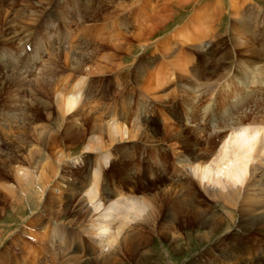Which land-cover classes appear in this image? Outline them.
<instances>
[{
    "label": "rangeland",
    "instance_id": "obj_1",
    "mask_svg": "<svg viewBox=\"0 0 264 264\" xmlns=\"http://www.w3.org/2000/svg\"><path fill=\"white\" fill-rule=\"evenodd\" d=\"M263 105L264 0H0V264L75 249L76 264H264L244 188L226 204L192 170L238 126L261 137ZM84 182L79 215L67 190ZM121 200L142 212H122L101 246L93 225Z\"/></svg>",
    "mask_w": 264,
    "mask_h": 264
},
{
    "label": "bare ground",
    "instance_id": "obj_2",
    "mask_svg": "<svg viewBox=\"0 0 264 264\" xmlns=\"http://www.w3.org/2000/svg\"><path fill=\"white\" fill-rule=\"evenodd\" d=\"M23 17V16H21ZM211 17V16H210ZM186 38V37H185ZM7 41V40H6ZM47 41V40H46ZM76 64V63H75ZM142 76V75H141ZM159 80V79H158ZM157 82V81H156ZM20 83V82H19ZM79 83V82H78ZM80 85V84H79ZM252 85V84H251ZM250 86V85H249ZM247 87V86H246ZM81 88V87H80ZM12 89V88H11ZM75 89V88H74ZM77 89V88H76ZM81 90V89H80ZM78 92V90H77ZM75 93V94H71L67 100H65L64 104H65V108L68 112H70L69 114L75 113L79 107V93ZM82 92V91H81ZM156 98V97H155ZM161 100V99H160ZM235 103V102H234ZM264 106V105H263ZM64 108V109H65ZM229 108V107H228ZM79 111V110H78ZM77 113V112H76ZM246 113V112H244ZM250 115V114H249ZM117 116V115H116ZM254 119V118H253ZM262 123L264 124V119L260 118ZM11 120V119H10ZM236 120V119H235ZM239 120V119H238ZM257 120V119H256ZM234 121V120H233ZM240 122V120H239ZM241 123V122H240ZM254 123V122H253ZM243 123H241L242 125ZM119 125V124H118ZM195 125V124H194ZM232 125V124H231ZM116 126V125H114ZM233 126V125H232ZM231 126V127H232ZM118 127V126H117ZM228 127V126H227ZM234 127V126H233ZM247 127V126H246ZM245 125L244 127L238 126L236 128H234L235 130L230 133L229 135L225 136V138L223 139V143H224V147H222L219 155L215 158V159H211L212 161L208 164V165H204V170L203 167L201 168V166H197L195 167V169H192L193 171H196L198 169L200 170V174L196 175L197 179L199 180V182L201 184L204 185V188L209 187L210 190H218V188H220V190L222 191H229L228 195L227 193H219L216 196L218 198H220L221 200H224V202L226 204H231V202H235V198L238 197L239 199V194H240V188H244V198H243V207L246 208L247 213L250 215H252L254 213H262L263 215V219H264V125H261V134L262 136L258 138L257 136V132L256 131H251L248 130L249 128H246ZM253 127V126H252ZM116 128V127H113ZM123 128V127H122ZM255 128V127H254ZM117 130L114 132L110 131L111 136L114 138L115 135H118L119 137H122V140H124L125 138L128 137V139H131L134 137L133 136H129L128 135V131L126 133V131L124 132L122 129L116 128ZM256 130H258V128H256ZM259 132V131H258ZM259 134V133H258ZM120 135V136H119ZM152 135V134H151ZM260 135V134H259ZM110 136V135H109ZM224 137V136H223ZM117 138V139H118ZM121 139V138H120ZM116 140V139H114ZM219 142V140H218ZM95 145V144H94ZM228 148H230V150H228ZM101 150V149H100ZM215 150V149H214ZM103 151V150H102ZM100 157V156H99ZM107 157V156H106ZM111 158V157H110ZM107 159V158H106ZM207 159V158H206ZM256 164H254L253 162L256 161ZM101 161V160H100ZM102 162V161H101ZM188 162V161H187ZM200 163V162H199ZM198 163V164H199ZM202 163V162H201ZM200 163V164H201ZM206 163V162H204ZM208 163V162H207ZM97 164V163H96ZM106 164V163H105ZM196 164V163H195ZM103 165V164H102ZM203 165V164H202ZM255 165V166H254ZM195 166V165H194ZM100 168V167H99ZM98 168V170L102 169L103 167H101L100 169ZM105 168V167H104ZM192 168V166H191ZM194 168V167H193ZM57 170V169H56ZM95 170V169H94ZM49 171V170H48ZM102 171V170H101ZM189 173V172H188ZM249 173V179H247L245 176L246 174ZM190 174V173H189ZM214 174V175H213ZM228 175V177H223L225 175ZM43 175V174H42ZM100 175L101 173L98 171L97 173H95V175L93 176V178L95 179L94 181H92L91 179V184H93V186L96 185V183L101 180L100 179ZM89 177V175H88ZM31 178V177H30ZM234 178H236V181H234ZM44 179V178H43ZM85 179V178H84ZM43 181V180H40ZM51 181V180H50ZM33 182V181H31ZM30 183V182H29ZM47 183V181H46ZM101 183V182H100ZM28 185V184H27ZM40 185V184H39ZM99 185V184H98ZM240 185V186H239ZM43 186V184H42ZM97 186V185H96ZM30 187V186H29ZM37 187V186H36ZM45 187V185H44ZM77 186H72V187H68L67 192L69 193L68 196V200H76L78 201V208H77V212L79 213V215L83 214L82 211L85 208V203L84 200L80 199V194H82L83 192H86V190L89 189V183L88 182H84L82 187H77ZM91 187V186H90ZM35 188V187H34ZM27 189V187H26ZM39 189V188H38ZM40 189H42L40 187ZM219 190V191H220ZM45 191V190H44ZM26 192V191H25ZM217 192V191H216ZM40 193V192H39ZM214 194V193H213ZM77 195H79L78 197H76ZM130 195V194H129ZM82 196V195H81ZM86 196V195H85ZM89 199L90 201L92 200L94 203H99L101 202L100 200H98V195L96 193H89ZM213 196V195H212ZM260 196V198H259ZM82 198H84L82 196ZM241 198V197H240ZM74 199V200H73ZM100 199V198H99ZM118 199V198H117ZM133 200V199H132ZM240 200V199H239ZM242 200V199H241ZM62 201V200H61ZM91 201V202H92ZM126 201V200H125ZM128 201V200H127ZM126 201V202H127ZM86 202V201H85ZM120 201H117L113 204V207L117 208L118 204ZM126 202H124L123 200H121V204L118 207V211H114L111 213V211L105 213V216L108 215V217H106L105 219L101 220L102 222H98V224L96 223L95 225H93L94 229L97 231L96 237H98L100 239V243L101 246L103 244H105L106 240L109 237L110 232L112 231V228L114 227L113 225H115L116 220L119 218V215L122 212H126V214L123 216L124 218H126V215L129 211V209H131V213L129 215V217L131 215H134V212L136 214L141 213L142 209L141 206L142 205H138L136 201H132V202H128V206L126 207ZM237 202V201H236ZM232 203V204H233ZM240 203V202H239ZM126 204V205H125ZM101 204H96L94 206L96 212H99L101 210ZM137 206V208H136ZM144 206V205H143ZM110 207V206H109ZM87 208V207H86ZM128 208V209H127ZM242 208V207H240ZM243 209V208H242ZM104 210V208H103ZM116 210V209H115ZM85 211V210H84ZM88 211L90 212V210L88 209ZM87 211V213H89ZM134 211V212H133ZM102 212V210H101ZM104 212V211H103ZM92 213V209L91 212ZM128 213V214H129ZM85 214V213H84ZM78 215V214H77ZM78 215V216H79ZM140 215V214H139ZM248 215V217H249ZM174 216V215H173ZM258 216V215H257ZM81 218V217H80ZM83 218V217H82ZM111 220H109V219ZM109 220V221H107ZM38 220H35V222ZM99 221V220H98ZM203 221V219H202ZM92 222V221H91ZM118 222V221H117ZM246 226H249V222L246 221H242ZM37 223V222H36ZM62 223V222H61ZM90 223V221H89ZM110 225L107 227V224ZM123 223V221L121 222V224ZM63 224V223H62ZM92 224V223H91ZM252 224V223H251ZM72 225V222L70 221L69 225L64 227L62 229L63 233H66L68 235V237L70 238V240H72L74 238V233L76 232H72L70 231L67 227H70ZM127 225V224H126ZM37 226V225H36ZM64 226V225H63ZM82 226V225H81ZM89 226V225H88ZM116 226V225H115ZM32 227V226H31ZM100 227V232L98 233ZM102 228V229H101ZM122 228L121 227L118 229L119 230ZM73 229V228H72ZM84 229V228H83ZM82 229V230H83ZM86 229V228H85ZM84 229V230H85ZM87 229H89V227H87ZM91 229V228H90ZM102 230V232H101ZM90 231V230H89ZM93 231V230H92ZM59 232V231H58ZM78 232V231H77ZM95 232V231H93ZM57 233V232H56ZM55 233V231L52 229V238L53 240H55V242H59L58 241V237L57 234ZM62 233V235H64ZM92 233V232H89ZM59 234V233H58ZM79 234V233H78ZM81 234V233H80ZM82 235V234H81ZM91 235V234H88ZM66 236V235H65ZM83 236V235H82ZM80 236V237H82ZM92 238L94 237L93 235H91ZM67 237V236H66ZM76 237V236H75ZM79 237V238H80ZM95 237V239H96ZM51 238V239H52ZM63 238V237H62ZM79 238L76 239L79 240ZM91 238V240H92ZM75 239V241H76ZM94 239V238H93ZM122 239V238H121ZM52 240V241H53ZM65 240V239H64ZM98 240V239H96ZM49 241V240H48ZM67 241V240H66ZM94 241V240H93ZM91 241V242H93ZM63 242V240L60 241V243ZM69 242V241H68ZM72 242V241H71ZM51 243V242H50ZM49 243V244H50ZM76 243V242H74ZM84 243V242H83ZM82 243V244H83ZM96 243H98V241H96ZM98 243V246L99 244ZM47 243V245H49ZM94 244V242H93ZM44 245V244H43ZM111 245V243H110ZM109 245V246H110ZM55 246V244H54ZM60 246V245H59ZM79 246V245H78ZM82 247V245H81ZM56 248V247H55ZM61 248V247H60ZM65 248V247H64ZM67 248V247H66ZM99 248V247H98ZM74 250V249H73ZM79 251V249H75L74 252H72L70 254L69 257H66V259L64 260V262H62V264H76L74 263V261L76 260V258L79 256L80 253H77ZM87 251V250H85ZM57 252V251H56ZM58 254V253H56ZM52 255V254H51ZM59 256V255H58ZM58 256H56V258L52 261H55V263L57 264L58 262ZM61 256V255H60ZM67 256V255H66ZM58 257V258H57ZM103 257V256H101ZM61 258V257H60ZM109 259V258H108ZM3 260V259H2ZM14 262V261H13ZM60 262V261H59ZM78 262V260H77Z\"/></svg>",
    "mask_w": 264,
    "mask_h": 264
}]
</instances>
